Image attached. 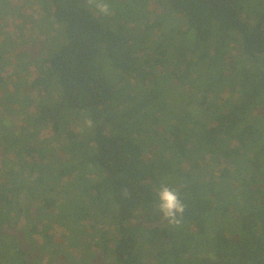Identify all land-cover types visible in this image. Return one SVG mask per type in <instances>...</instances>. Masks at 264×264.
Masks as SVG:
<instances>
[{
    "label": "trees",
    "instance_id": "1",
    "mask_svg": "<svg viewBox=\"0 0 264 264\" xmlns=\"http://www.w3.org/2000/svg\"><path fill=\"white\" fill-rule=\"evenodd\" d=\"M38 1L56 24L52 42L58 34L63 42L10 101L21 106L18 127L0 117V264H264V0H155L162 13L152 23L131 16L120 30L118 0L106 2L109 15L87 0ZM135 45L157 62L167 56L169 79L201 94L199 112L167 105L162 91L139 93L138 72L142 85L121 84V73L135 74ZM104 57L121 79H108ZM213 87L240 95L218 103ZM158 113L173 120L144 160L138 123ZM80 116L92 134L76 131ZM43 128L50 135L40 140ZM205 154L232 169L204 182L195 162ZM162 181L185 204L178 227L146 226L160 221Z\"/></svg>",
    "mask_w": 264,
    "mask_h": 264
},
{
    "label": "rangeland",
    "instance_id": "2",
    "mask_svg": "<svg viewBox=\"0 0 264 264\" xmlns=\"http://www.w3.org/2000/svg\"><path fill=\"white\" fill-rule=\"evenodd\" d=\"M0 2V69L3 67L0 74V101L3 100L5 103L0 104V117L6 119V124L10 127L13 125L18 127V122L22 118L20 117L21 106L15 103L13 104V102L11 103L10 101L16 102L18 101L17 97H23L22 95H26L24 90L29 87L30 80L37 75V68L42 61L43 55L47 53L49 47L52 46L54 48L53 51L59 47L63 42V38L58 34V36L55 37V42H52L51 37L57 35L56 24L52 18L44 17V11L39 4L40 1L0 0ZM105 2L110 5L111 0H105ZM157 4L158 3L155 0H150L146 3H144L143 0H132L129 6L126 7L120 2V0H118L115 5V8H119V14L115 18L116 22L119 23L117 30H120V24L127 21L131 16L138 19H142L146 16L145 22L148 24L152 23L162 13V9ZM104 22L106 23L108 20H105ZM145 22H142V24ZM163 26L165 27V25ZM179 26L182 27V21ZM164 27H162V29H164ZM142 29L143 25H141V27L139 26L138 30L141 31ZM162 29L156 28L152 32V35L149 38L151 46H155L156 41L158 40V35L162 34ZM123 30L124 29H122V31ZM181 39L182 41L178 40L176 44H174L177 54L179 51L187 48V43L189 41L187 36H184ZM139 42L141 43V41ZM160 44L161 43H159L158 47ZM163 44L165 45L164 41ZM154 50H156V47ZM147 54H149L148 58ZM130 55L131 63L134 66L135 63L137 65L133 76L132 74L130 76L119 71H117L119 73L115 72L110 59L106 57L103 58L104 70L110 81L121 79V73L124 75L121 84L126 85V87L143 84L142 86H139L141 87L139 93H144V87L147 90L162 91L163 96L161 100L165 101L167 105L171 106L172 104L176 105L178 103L180 106H184L186 110L199 112V99L201 94L195 93V90L185 82H177L169 79V73L166 70H163L164 68L160 65L163 60L167 59V56L162 57V60L157 62L159 57L157 53H152L151 50L145 47H139L138 45H135V47L130 50ZM178 56L181 57L182 54ZM176 60L177 58H175V61ZM125 62L126 64H129L127 60H125ZM168 68L169 70L172 69L171 66ZM180 71H178V73H180ZM136 72L144 77L142 84L137 81L138 73ZM191 77H193V75ZM218 88L219 87H213L214 90L209 95V97L218 95V103H222L226 100L235 101L240 95L239 89L234 91L229 89L219 92ZM188 100L191 102L187 103ZM123 106L126 107L129 105L123 104ZM123 106H121V108ZM31 110L32 109L23 111V114L26 112L30 113L32 112ZM171 110H173V108L170 109V112ZM145 118L146 119H143V121H140L141 119H139L140 122L138 123V126L142 128V135L140 136L143 137V140L145 141L144 144H148L142 155L144 160L150 158L154 151H160V144L164 143V137L168 136L165 133V128L169 121L173 120V117H162L159 113L155 116ZM258 118V113L253 112L249 116L247 122L251 123L257 121ZM85 121L88 120L83 116H80V118L73 120V126L76 131L80 132L82 135L92 134L93 129L91 130V127H86ZM49 135V128L41 129L39 135L40 140L48 138ZM58 142L59 141L57 140L55 143L53 142L52 145H56ZM234 147L237 146L234 145ZM165 155L166 157H169L168 154H164V156ZM195 165L197 167L196 170L200 174L205 173L204 177L199 176L204 182H211L214 178L216 179L224 168L232 169V166L228 162L216 159L212 160V158L206 154L203 156V159H197ZM206 173L208 174L206 175ZM159 225H161V222L156 220L146 224L147 227H155ZM56 231L60 232V229L58 228ZM35 264L44 263L36 261Z\"/></svg>",
    "mask_w": 264,
    "mask_h": 264
},
{
    "label": "clouds",
    "instance_id": "3",
    "mask_svg": "<svg viewBox=\"0 0 264 264\" xmlns=\"http://www.w3.org/2000/svg\"><path fill=\"white\" fill-rule=\"evenodd\" d=\"M89 5L104 15H109L110 10L105 0H87ZM91 120L85 121L86 127H91ZM156 212L163 226H180L185 212V204L181 200L179 192L169 187L166 181H162L156 193ZM166 222V225H165Z\"/></svg>",
    "mask_w": 264,
    "mask_h": 264
}]
</instances>
